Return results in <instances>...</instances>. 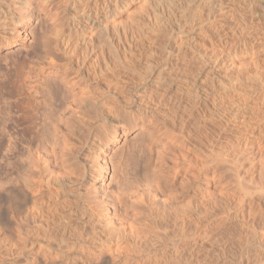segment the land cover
Here are the masks:
<instances>
[{"label":"rangeland","instance_id":"obj_1","mask_svg":"<svg viewBox=\"0 0 264 264\" xmlns=\"http://www.w3.org/2000/svg\"><path fill=\"white\" fill-rule=\"evenodd\" d=\"M26 1L0 0V264H264V0H119L95 28L32 0L13 34Z\"/></svg>","mask_w":264,"mask_h":264},{"label":"bare ground","instance_id":"obj_2","mask_svg":"<svg viewBox=\"0 0 264 264\" xmlns=\"http://www.w3.org/2000/svg\"><path fill=\"white\" fill-rule=\"evenodd\" d=\"M124 1V0H123ZM125 1H129V0H125ZM31 2H32V0H27L26 2H25V4H24V8H18L16 11H15V13H13L12 12V15L9 17L10 18V23L13 25V27H12V33L14 34H18V35H20V27L23 25V24H25L26 22H28L29 20H30V14L28 13L29 11H30V8H31ZM118 2H119V0H104V1H102V0H90L89 2H86L85 3V6H84V8L82 9V11H83V14L87 17V19H86V23H87V25L88 26H90L91 28H95L96 27V25H98V24H100L101 22L100 21H98V20H96V19H93L91 16H90V13L91 12H94V13H96V16L102 11H104L105 9H108V8H110V7H112V5H113V8L115 9L116 8V6H117V4H118ZM15 4H17L18 3V1L17 2H14ZM26 8V9H25ZM99 35H101V36H108L109 35V29H108V27H104L103 29H99ZM82 43H83V41H81V40H77V42H75V41H73V40H71V38H64L63 40H62V42L59 44V46H58V42H57V45H56V50L58 51V48H59V50H60V52L63 54V55H65L72 63H73V66L75 67V70H77L78 72H82L83 71V65H81V63H80V59H78L76 56H77V51H78V49H79V47H80V45H82ZM3 44H10L9 43V41H6V42H4ZM51 63H55V60L54 59H51ZM87 75V74H86ZM82 77H84V76H82ZM58 93V92H57ZM56 94V93H55ZM53 96V95H52ZM57 96V95H56ZM198 96V95H197ZM58 99L56 98V97H53V98H50V99H53L52 100V102H55V101H57V104L55 105V103H54V106L56 107V108H54V106H53V108L54 109H57L58 107L59 108H61L64 104H66L67 106H66V109H69V111H74L72 108H70L71 106L68 104L69 103V97H68V93H62V92H59L58 93ZM100 97H101V95H100ZM171 98V97H170ZM196 98H198V97H196ZM199 99V98H198ZM201 99V98H200ZM149 102H151V101H149ZM196 102H197V100H196ZM199 102V101H198ZM152 103H153V101H152ZM39 104V103H38ZM32 105V104H31ZM36 107V106H35ZM51 107V106H50ZM52 107L50 108V109H53ZM36 109V108H35ZM48 109H49V107H48ZM49 109V110H50ZM37 111V110H36ZM51 111H53V110H51ZM57 112H58V110H56ZM55 110L53 111L54 113L56 112ZM50 112V111H49ZM57 112L55 113V115H57L58 116V114H57ZM53 114V113H52ZM33 115V114H32ZM34 116V115H33ZM50 116H52V115H50V113H49V116H48V119H50L51 117ZM56 116V117H57ZM50 117V118H49ZM54 117V115L52 116V118ZM55 117V118H56ZM30 118V117H29ZM57 119V121H58V117L56 118ZM54 122V120H52L51 119V122H50V124H52L53 122ZM55 124L57 123V122H54ZM53 123V124H54ZM52 124V125H53ZM54 127L55 126H53V129H54ZM58 127V125L55 127V129ZM57 131H58V128H57ZM56 130H55V132H57ZM54 132V131H53ZM58 133V132H57ZM56 133V134H57ZM125 133V132H124ZM118 130H117V126L115 125V126H113V130L111 131V133H110V137H108V139H107V142L106 143H104V142H102V144L100 145L101 146V152H103V151H105V149H106V147H108V144L109 143H111V144H113V143H115L116 141H117V139H118ZM56 135H55V133H54V137H55ZM57 137H58V135H57ZM56 137V139L58 140V138ZM53 139H55V138H53ZM41 143V142H40ZM43 144V143H42ZM39 145V144H38ZM44 149V148H43ZM42 148L40 149L41 151L43 150ZM38 150H39V147H38ZM41 151H39V153H38V151L36 150V154L37 155H34V156H36V158L39 156V158H38V160H40V162H42V158H41V156H43V155H41L40 154V152ZM44 151V150H43ZM9 153V152H8ZM42 153V152H41ZM30 154V153H29ZM41 155V156H40ZM7 160H8V158H7ZM36 161H37V159H36ZM37 162H39V161H37ZM39 162V163H40ZM7 166V165H6ZM8 169V168H7ZM10 172V171H9ZM96 174H97V178H101L102 176H103V168L101 167V166H98V169H97V172H96ZM8 176V175H7ZM5 184V186H4V189H3V194H4V196H7L9 193H10V191H11V189L12 188H10V187H6V183H4ZM2 189V188H1ZM12 192V191H11ZM12 195V194H11ZM1 196V195H0ZM6 199V198H5ZM69 263V262H68ZM106 263V262H105ZM104 263V264H105ZM69 264H84V263H81V262H70ZM89 264V263H88ZM109 264V263H108Z\"/></svg>","mask_w":264,"mask_h":264}]
</instances>
